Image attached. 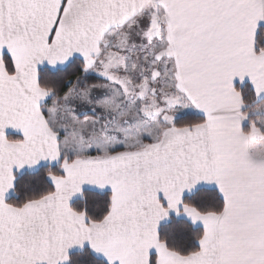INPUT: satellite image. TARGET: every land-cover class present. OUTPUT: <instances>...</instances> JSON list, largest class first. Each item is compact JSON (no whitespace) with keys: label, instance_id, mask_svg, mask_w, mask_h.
<instances>
[{"label":"snow or ice","instance_id":"obj_1","mask_svg":"<svg viewBox=\"0 0 264 264\" xmlns=\"http://www.w3.org/2000/svg\"><path fill=\"white\" fill-rule=\"evenodd\" d=\"M0 264H264V0H0Z\"/></svg>","mask_w":264,"mask_h":264}]
</instances>
